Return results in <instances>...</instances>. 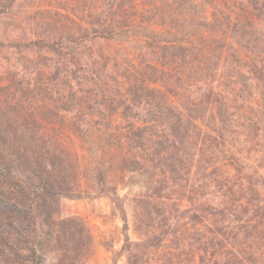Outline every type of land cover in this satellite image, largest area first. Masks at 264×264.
<instances>
[{"label":"trees","instance_id":"16d2710c","mask_svg":"<svg viewBox=\"0 0 264 264\" xmlns=\"http://www.w3.org/2000/svg\"><path fill=\"white\" fill-rule=\"evenodd\" d=\"M0 0V264H87L60 200L90 178L126 211L128 264H264V0H80L75 19Z\"/></svg>","mask_w":264,"mask_h":264},{"label":"rangeland","instance_id":"374dc122","mask_svg":"<svg viewBox=\"0 0 264 264\" xmlns=\"http://www.w3.org/2000/svg\"><path fill=\"white\" fill-rule=\"evenodd\" d=\"M24 6H30L37 14L51 17L69 16L75 19V2L80 0H20ZM7 55L5 52L0 55ZM250 170L256 168L264 173V138L252 151L249 160ZM114 182L123 202L128 228L125 229L122 211L109 195L98 192L93 181L85 178L86 193L80 198H62L60 200L63 216H79L94 236V251L87 264H128L127 251L124 249L126 236L132 241L141 239L142 234L136 227L137 198L144 190L145 177L140 172H116ZM158 250L150 255L149 264H157ZM54 254H49L45 264L55 261Z\"/></svg>","mask_w":264,"mask_h":264}]
</instances>
